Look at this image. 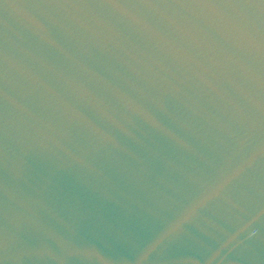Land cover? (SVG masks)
Here are the masks:
<instances>
[{"label": "water", "instance_id": "95a60500", "mask_svg": "<svg viewBox=\"0 0 264 264\" xmlns=\"http://www.w3.org/2000/svg\"><path fill=\"white\" fill-rule=\"evenodd\" d=\"M0 264H264V0H0Z\"/></svg>", "mask_w": 264, "mask_h": 264}]
</instances>
